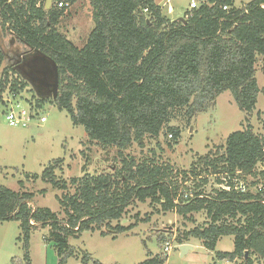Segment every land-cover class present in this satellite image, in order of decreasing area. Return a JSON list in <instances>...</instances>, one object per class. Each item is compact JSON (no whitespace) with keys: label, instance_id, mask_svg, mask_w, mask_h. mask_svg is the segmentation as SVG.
<instances>
[{"label":"trees","instance_id":"obj_1","mask_svg":"<svg viewBox=\"0 0 264 264\" xmlns=\"http://www.w3.org/2000/svg\"><path fill=\"white\" fill-rule=\"evenodd\" d=\"M77 1L66 0L70 6ZM87 1L93 29L77 48L58 29L68 8L52 4L46 11V0H0V35L11 40L8 48L0 42V67L6 62L0 96L28 87L17 68L40 53L56 68L58 90L55 99L35 96L34 111L49 101L66 112L73 126L83 127L90 143L106 152L114 149L120 164L111 172L83 171L66 181L55 173L63 163L58 158L40 176L31 177L60 192L55 198L62 218L49 208L31 207L35 194L24 191L23 182L18 191L0 186V223L16 222L21 231L24 254L18 264H30L28 244L36 228L48 229L45 240L54 245L56 264H68L79 255L70 239L86 231L102 236L128 233L134 225L119 222L133 203L147 201L188 222L204 213L202 225L176 233L177 244L197 240L214 252L220 238L232 236L233 251L216 252L218 260L264 264V193L258 181L247 184L246 192H226L207 185L206 179L194 180L220 174H238L245 182L246 177L264 179V172H256L264 160V123L259 134L250 127L230 133L222 144L196 156L189 171L123 154L133 143L143 147L146 137L158 138L178 114L189 122L210 110L225 92L243 114L255 110L259 93L264 94L255 76L259 58L264 73V0H250L240 8L234 0H199L179 21L168 19L154 0ZM168 131L171 149L180 130ZM192 178V188H186ZM180 191L193 196L178 199ZM164 235H158L159 245L166 243ZM81 256L84 263L90 260L87 253ZM166 260L159 253L140 264Z\"/></svg>","mask_w":264,"mask_h":264},{"label":"rangeland","instance_id":"obj_2","mask_svg":"<svg viewBox=\"0 0 264 264\" xmlns=\"http://www.w3.org/2000/svg\"><path fill=\"white\" fill-rule=\"evenodd\" d=\"M154 1L161 6L162 13L171 21H179L184 13L190 12L191 2L199 6V0ZM248 1L250 0H234V4L240 8ZM169 6H172L173 10L167 11ZM58 29L77 48H81L93 29L89 2L78 0L70 6L61 19ZM0 42L4 48H8L11 40L7 36L0 35ZM5 64L6 62L0 67V74L6 68ZM39 66L41 67L40 64ZM255 76L258 87L263 89L264 73L260 58L256 64ZM11 93L5 90L0 96L3 101V104L0 103V186L18 191L21 188L19 182H23L24 191L35 194L31 207L49 208L62 218L63 213L55 198L60 192L52 189L39 177L35 180L31 177L40 176L47 164L58 158H63V163L60 166L61 171L56 170L55 173L66 181L82 176L83 171L90 175L111 172L120 167L115 150L110 149L106 152L97 144L90 143L83 127L73 126L66 112L59 111L49 101L44 102L36 111V116L27 127H9L4 116L9 104L17 101L24 107L32 106L31 103L35 101L36 96L29 85L21 93L15 95ZM39 117H45L46 121L40 124L36 120ZM263 123V93L258 95L255 111L245 115L238 109L231 94L225 92L217 97L215 106L210 110L197 115L189 122L178 114L158 138L146 137L143 147L133 143L123 154L139 160L154 159L159 164H168L174 171H189L196 156L205 155L213 147L222 144L230 133L250 127L254 133L259 134L262 132ZM172 127L180 130V136L176 145L170 149L167 145L172 143L173 138L168 129ZM259 171L261 173L262 170ZM201 177L194 180L198 182ZM192 180L193 178L184 186L191 189ZM255 180L258 181L259 187L263 185L262 176L258 179L246 177V184L250 185ZM42 189H46L44 195L39 194ZM69 192L72 193L73 190L70 189ZM193 217L194 222H188L174 212H163L159 206H151L148 201L135 202L119 222L122 226L134 225L130 232L115 236H102L99 232H83L79 238L69 240L70 246L79 255L71 258L68 264H140L159 253L167 257L165 264H242L239 259L227 262L215 257L216 252L233 251L232 236L220 238L214 252L203 248L197 240H189L182 245H190L193 250L181 257L179 251L181 245L175 240L176 233L202 225L205 221L204 213L195 214ZM112 225L115 226L116 222ZM48 233L46 228L32 230L28 244L30 264L57 263L53 243L45 240ZM161 233L165 234L166 242L172 247L168 253L164 250L165 244H158L157 237ZM22 246L19 224L11 221L0 223V264H18L23 259ZM82 253L90 256L87 263L83 262ZM255 264L259 263L255 262Z\"/></svg>","mask_w":264,"mask_h":264},{"label":"built area","instance_id":"obj_3","mask_svg":"<svg viewBox=\"0 0 264 264\" xmlns=\"http://www.w3.org/2000/svg\"><path fill=\"white\" fill-rule=\"evenodd\" d=\"M52 4L58 8H69L70 5L66 0H52ZM197 7L195 2H191L189 5V10H193ZM223 10H227V7L224 6ZM189 14L184 16V19H188ZM36 111L30 105H26V107L22 106L20 102H13L9 104V107L6 109L4 116L5 121L9 127L12 128H25L27 127L31 120L36 116ZM36 120L42 124L46 121L45 117L36 118ZM171 136V135H170ZM202 178V177H201ZM203 180L206 179L208 182L207 185H213L214 188L223 190L226 192H230L232 189L235 191L246 192L247 184L242 178L238 177V174L234 176L220 174V175H205ZM216 179L219 180V183H216ZM259 190L264 193V184L259 187ZM193 194L190 191H180L178 195V199L188 200L191 199ZM174 203H178V200H175ZM264 204V201L262 202ZM164 250L168 253L172 247L168 242L164 243Z\"/></svg>","mask_w":264,"mask_h":264},{"label":"water","instance_id":"obj_4","mask_svg":"<svg viewBox=\"0 0 264 264\" xmlns=\"http://www.w3.org/2000/svg\"><path fill=\"white\" fill-rule=\"evenodd\" d=\"M51 6L52 0H46L45 10L48 11ZM17 70L35 90V95L38 98H56L58 90L57 73L51 60L40 53H36L34 56L23 60ZM192 250L193 247L190 245H181L179 247L180 256L183 257L188 251Z\"/></svg>","mask_w":264,"mask_h":264},{"label":"crops","instance_id":"obj_5","mask_svg":"<svg viewBox=\"0 0 264 264\" xmlns=\"http://www.w3.org/2000/svg\"><path fill=\"white\" fill-rule=\"evenodd\" d=\"M154 2H155V1H154ZM168 2H169V1H168ZM155 3H156V2H155ZM156 4H158V3H156ZM158 5H159V4H158ZM170 9L173 10L172 6H169V7L167 8V11H169ZM259 89H262V88L259 87ZM255 109H256V108H255ZM259 109H260V108H259ZM259 109H257L256 112H258ZM254 111H255V110H254ZM261 164H264V160H263L262 163L258 164V166L256 167V172H257V173H258V172L260 173L259 170H262V171L264 170V165H261ZM262 171H261V172H262ZM263 172H264V171H263ZM259 175H260V174H259ZM250 178H251V177H250ZM258 178H259V176H258ZM258 178H257V179H258ZM251 179H252V178H251ZM263 184H264V182H263Z\"/></svg>","mask_w":264,"mask_h":264},{"label":"flooded vegetation","instance_id":"obj_6","mask_svg":"<svg viewBox=\"0 0 264 264\" xmlns=\"http://www.w3.org/2000/svg\"><path fill=\"white\" fill-rule=\"evenodd\" d=\"M31 87V86H30ZM32 88V87H31ZM32 91L34 92V94H36V92H35V90H33V88H32Z\"/></svg>","mask_w":264,"mask_h":264}]
</instances>
